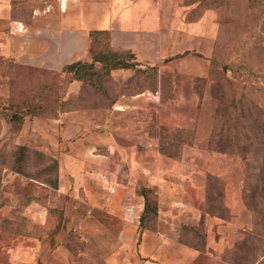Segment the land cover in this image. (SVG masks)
<instances>
[{"label": "rangeland", "instance_id": "obj_1", "mask_svg": "<svg viewBox=\"0 0 264 264\" xmlns=\"http://www.w3.org/2000/svg\"><path fill=\"white\" fill-rule=\"evenodd\" d=\"M63 1L0 0V264L137 256L135 238L123 244V218L92 206L81 187L58 190L59 160L93 156L78 149L77 132L62 136L68 120L100 138L93 153L104 152L106 169L115 159L120 180L131 175L151 202L156 195L162 208L180 209L174 222L194 221L181 237L202 246L203 263L214 239L228 264H254L264 249V238H254L264 215L254 198V166L264 163V0H149L160 27H95L86 36L62 28ZM80 47L76 59L58 64ZM92 51L133 65L107 71L96 63L99 72L82 79L65 69L91 61ZM218 117L231 128L225 151L215 140ZM111 132L114 153L101 142L112 141ZM129 155L144 169H130ZM144 220L150 224L152 213Z\"/></svg>", "mask_w": 264, "mask_h": 264}, {"label": "crops", "instance_id": "obj_2", "mask_svg": "<svg viewBox=\"0 0 264 264\" xmlns=\"http://www.w3.org/2000/svg\"><path fill=\"white\" fill-rule=\"evenodd\" d=\"M150 5L149 0H107L106 2L90 0L85 5L80 0H76L74 5L71 4V1L64 0L62 28L71 30L80 36H86L85 29L95 27L108 28L111 26L115 28L116 33H139L143 30H153L161 26L162 20L159 15L150 13ZM15 22L12 21L13 25ZM11 31L18 32L14 26ZM80 52H82V47L79 50L74 48L70 53L69 60H59L58 64L76 59ZM38 63L45 65L46 62L41 60ZM64 115L60 114L59 117L62 118ZM80 128L81 125L78 121L68 120L61 127V134L63 137H70L77 132L75 135L77 137L79 134V137L75 140L82 143L78 149L82 152L90 151L93 156L86 152L87 157L84 160L73 156L59 160L58 190L75 194V191L81 187L92 206L104 207L108 212L123 218L120 226L125 235L123 244L132 243L135 238L137 256L132 254L126 261L121 262L120 258L111 254L106 259L107 264H205V262L207 264H228L218 254L223 248L221 241L215 242L214 239H210L206 243L204 253L207 256L204 263L200 258V250L180 241V223L194 222L183 218L174 222L176 213H182L180 209L162 208L158 202L156 226L144 228L139 232V216L143 209V197L136 192L134 179L131 175L125 180L118 178L120 163L115 159L112 160L113 168L106 169L107 159L104 152L93 153V147L101 144L99 143L100 138L93 140V135L80 134ZM97 133L100 137L99 131ZM111 138L112 141L110 138L109 141L102 138L101 142L102 144L109 142V149L114 153L119 147L116 136L112 132ZM130 150H135L134 145L130 147ZM67 153L71 155L72 149ZM132 155L126 157L124 162L130 169L143 170L145 164L141 161L134 162ZM82 164L90 166L87 173H80ZM210 246L215 251L210 250Z\"/></svg>", "mask_w": 264, "mask_h": 264}, {"label": "trees", "instance_id": "obj_3", "mask_svg": "<svg viewBox=\"0 0 264 264\" xmlns=\"http://www.w3.org/2000/svg\"><path fill=\"white\" fill-rule=\"evenodd\" d=\"M259 17L261 18V20H264V5L261 7L260 9V13H259ZM96 63H100L101 67H106L107 71H109L110 69L113 68H117V67H129L132 66L133 63H129V62H124L123 60L119 59V58H111L108 55H103L101 53H93L92 51V59L91 61H81V60H76V61H72L68 64L65 65V69L67 71H73L76 74V78L78 79H82V75L84 73L87 74H94V72H99V70L95 67ZM225 120L220 119V117L217 118V121L215 123V132L214 134L216 135V142H218V150H224V147H220L221 141H225L227 138V135H229V130L231 131V128H229V126H226L227 129L224 127ZM227 125V124H226ZM226 131V132H225ZM213 134V133H212ZM232 138L233 135L231 136ZM237 151L242 152L244 155L243 157L245 159L248 158L247 155L249 153V149L247 148H242V149H238ZM169 155H171V152H168ZM254 168L256 169L255 172V177H256V181L258 182L257 185L255 186L254 189V198H257V203H260L262 205V202L264 204V163L262 164H258L256 166H254ZM58 181V178H57ZM56 187V184L54 185ZM140 187V186H139ZM150 191L149 188L143 186L141 188L138 189V187L136 188V192H138L139 194L142 195L143 197V209L142 212L139 216V232H141V230H143L144 228H154L156 226V221H157V213H158V201H157V197L156 195L154 196V201L151 202L148 196V192ZM264 211V205H262L260 207V214L261 212L263 213ZM148 212H151L153 215V221L149 224L147 223L144 219L147 216ZM262 223H263V227L262 228H258L256 231H254V238L257 239H262L264 238V215H262ZM188 223L185 222H181L180 223V229H179V239L181 242L188 244L190 246H192L193 248H196L198 250H203L202 246L198 245V244H194V243H189L185 240L182 239L181 237V230L182 228L186 227ZM261 253H259V257H254V264H263L264 263V249H261Z\"/></svg>", "mask_w": 264, "mask_h": 264}]
</instances>
